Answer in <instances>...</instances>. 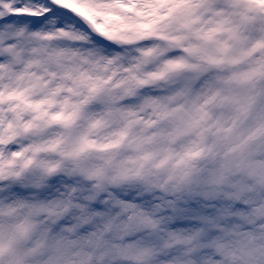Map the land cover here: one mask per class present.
<instances>
[{"label":"snow or ice","instance_id":"snow-or-ice-1","mask_svg":"<svg viewBox=\"0 0 264 264\" xmlns=\"http://www.w3.org/2000/svg\"><path fill=\"white\" fill-rule=\"evenodd\" d=\"M0 264H264V0H0Z\"/></svg>","mask_w":264,"mask_h":264}]
</instances>
